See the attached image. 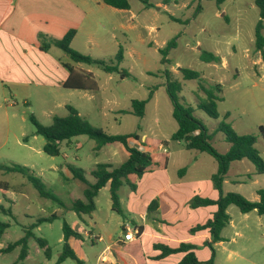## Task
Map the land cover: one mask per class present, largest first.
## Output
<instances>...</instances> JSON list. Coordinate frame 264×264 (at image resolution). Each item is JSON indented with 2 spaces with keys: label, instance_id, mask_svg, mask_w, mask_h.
<instances>
[{
  "label": "rangeland",
  "instance_id": "obj_1",
  "mask_svg": "<svg viewBox=\"0 0 264 264\" xmlns=\"http://www.w3.org/2000/svg\"><path fill=\"white\" fill-rule=\"evenodd\" d=\"M147 1L153 7H145L137 0L133 1L132 7L139 12L142 22L155 26V30L144 41L140 40L135 45L136 57L127 55L121 64L120 68L127 71L129 76L122 79L119 74H113L114 79L109 81L108 75L94 65L92 68L98 75L102 92L106 95L101 92L92 102L70 97V103H67L73 107L78 105L81 116L107 134L150 135L153 130L157 139H168L178 128L172 117V104L162 86V74L168 70L182 83L180 96L187 105L195 109V116L207 127L211 134V143L217 151L224 153L229 147L224 133L217 130L219 124L224 122L230 124L240 135H256V147L264 160V138L259 131L260 126L264 127V57L255 46V30L260 20V11L254 0H225L221 5L216 0H168L166 10L159 8L158 0ZM198 3L201 10L195 13ZM262 33L264 34V29ZM175 37H178L176 46L167 56L169 63L161 64L159 50ZM203 51L219 56L221 62L205 63L200 58ZM103 61L108 64L116 63L114 56H108ZM180 68L200 72L204 83L209 87L217 83L222 85L223 99L218 103L217 120L197 109V105L205 97L198 90L199 81L183 80ZM154 87V99L146 107L145 116L140 118L129 113L132 109L131 101L147 99ZM2 90L0 89L1 92ZM115 91L119 97L117 104L111 96ZM4 92L5 98L0 95V165L30 168L35 176L41 178L47 192L58 197L59 201L40 196L22 174L0 170V181L6 182L9 187L7 191L0 189V204L12 213L6 214L0 207V221L10 224L0 238V243L6 248L23 237L24 231L33 222L46 216L51 219L50 222L41 223L40 228L36 227L33 231L37 237L47 240L49 249L40 248L36 240L31 238L28 242L30 257L42 262L48 260V264H57L63 251L62 227L66 221L75 231L83 233L73 248L79 261L69 258L59 264H97L105 247L123 233L127 225L121 226L122 222L128 220L133 228L132 221L142 224L140 214L127 209L126 195L130 189L129 185L124 184L119 190V196L124 202L122 215L111 211L110 193L105 189L97 198L98 211L93 220L88 217L80 218L71 210V206L73 201L83 198L87 185L75 178L69 167L82 170L89 180H93L91 172L97 164L110 163L115 167L119 166L127 159L126 151L117 148L111 150L114 155L110 156L106 150L112 148L107 146L100 151L94 140L81 135L63 142L60 155L51 157L43 151L46 141L42 136L35 135V127L29 115H34L42 125L49 126L55 115L64 117L68 114L67 109L56 107L54 101L61 103L68 97L57 95L46 103L34 94L28 100V105H25L23 98L17 97L18 105L11 107L9 104L14 97L9 90L4 89ZM14 113L16 116H13ZM132 143L137 145L140 142L131 141ZM174 146L175 150L178 149ZM195 154L198 153L185 149L177 155L174 158L176 164L169 168V175L172 178L177 177L179 167L191 161ZM202 156L211 164H216L210 155L203 153ZM248 168L253 169L255 166L247 160L243 164L235 163L231 167L230 175L240 174L235 172L240 169L249 176ZM243 187L251 188L252 184L248 183ZM9 197L15 202L6 203V198ZM233 208L232 217L238 222L241 212L237 207ZM52 215L55 217L51 218ZM263 229L261 226L255 229L250 234L251 240L234 237V240L228 239L229 243L215 245L214 264H264ZM99 236L103 237V241L94 239ZM196 246V255L201 263L212 258L208 246ZM149 248L152 250V246L149 247L146 243L141 245L140 241H135L123 247V252L124 256L133 259L142 254L146 255ZM110 249L116 257L114 250ZM19 254L20 247L1 254L0 264L19 262ZM106 255L103 256L106 262L113 261L110 253L107 255L108 259ZM177 258L178 256H172L163 264H175Z\"/></svg>",
  "mask_w": 264,
  "mask_h": 264
},
{
  "label": "crops",
  "instance_id": "obj_2",
  "mask_svg": "<svg viewBox=\"0 0 264 264\" xmlns=\"http://www.w3.org/2000/svg\"><path fill=\"white\" fill-rule=\"evenodd\" d=\"M133 1L130 0L131 8L129 10H121L107 5L104 0H0V89H3L2 92L0 91V95L5 98L4 89L10 91V95L15 100L10 102L11 107L18 105L17 97L23 98L25 105H28V100L33 98L34 94L46 103H49L57 95L66 96L68 98L61 103L54 101L56 107L65 109L70 103V97L88 102L96 100V97L102 92V85L92 68L94 65L72 61L52 42L62 40L68 32L75 30L71 47L81 54L104 60L108 56L116 58L119 49L123 48L124 61L127 55L136 57L135 45L140 40L144 41L145 37L155 30V26L142 22L139 12L133 10ZM140 3L143 4L141 1ZM157 4H159V8L166 10L169 1L158 0ZM42 42L50 44L48 51L41 49ZM65 65L73 68L74 72L71 74ZM105 73L108 75L109 81L114 79L113 74H117ZM68 81L71 84L84 82L88 89L66 88L65 83ZM111 96L114 99L113 102L117 104L119 97L116 91ZM153 99L154 97L151 101ZM77 106L74 107L79 111ZM13 116H16V113ZM139 135L141 136L140 143L134 145L129 140V146H137L140 150L150 153L154 165L151 171L145 173L141 178L134 175L129 176V181L136 188L133 190L129 186L130 192L126 195V207L130 211H137L142 221V224L139 225L132 221L133 228L142 230L135 241H140L141 245L146 243L149 247L152 246V250L149 248L146 255L142 254L133 257V259L127 258L124 256L123 247L133 242H124L121 233L113 243L105 247L97 264H129L130 262L132 264H163L166 263V259H170L172 256H178L175 261V264H178L184 254L171 255L156 260L155 258L160 252L154 250V244L176 246L180 242H190L195 245H203L204 242L210 241L208 231L192 234L190 229L198 224L206 223L217 210L216 206L192 209L189 207V201L194 196L212 200L218 198L219 193L211 179L218 170L217 162L211 164L203 158V153L195 154L191 161L179 167L177 177L172 178L169 175V168L172 164H176L174 158L186 149L183 143L171 141V136L168 139H157L153 130L150 131V135L146 133ZM174 145L178 149L175 150ZM107 146L112 148L106 150L110 156L114 155L111 150L117 148H123L126 151L120 143L107 144L100 151H103ZM229 148L230 146L224 153ZM235 163L243 164L245 160L230 165L228 175L223 183L224 192L240 193L249 201L258 202V191L264 189V174H257L256 168H248L249 176L240 169L235 171L240 174L230 175L231 167ZM209 165L212 166L209 167ZM183 168L185 172L180 175L179 171ZM248 183L252 184V187L244 188L243 186ZM105 189L109 191L108 186L101 191ZM100 192L95 198V211L91 216L83 215L82 219L88 217L93 220L98 211L97 198ZM6 200V203L15 202L11 197ZM153 200H157L158 207L155 211L148 213V206ZM123 204V199L120 198L121 209ZM0 205L5 207L2 203ZM233 207L228 208L230 222L222 231L223 241L216 245L229 243L228 239L234 240V237L251 240L250 234L255 229L259 226L264 228L263 215H259L257 211L241 213V218L237 222L231 214ZM110 209L112 211V202ZM53 216L55 215H52L51 218ZM124 225L130 227V222L124 220L121 226ZM79 233L81 234L82 231ZM262 237L264 238V229ZM68 242L73 249L78 239L70 237ZM3 248H5L4 245L0 243V250ZM47 248L48 242L44 249ZM110 248L114 250L116 257L113 256ZM108 253L111 254L110 258L113 261H105L103 256ZM1 254L3 252L0 251ZM48 262V260L42 262L39 259H33L28 254L23 261H16L15 264H48Z\"/></svg>",
  "mask_w": 264,
  "mask_h": 264
},
{
  "label": "trees",
  "instance_id": "obj_3",
  "mask_svg": "<svg viewBox=\"0 0 264 264\" xmlns=\"http://www.w3.org/2000/svg\"><path fill=\"white\" fill-rule=\"evenodd\" d=\"M146 7H153L147 0H139ZM200 1V0H194ZM225 0H216L218 5H221ZM104 2L116 9L129 10L131 8L130 0H104ZM255 5L260 11V20L255 30V46L264 57V0H254ZM201 10L200 3H198L195 13ZM174 21H179L173 19ZM188 21H185L187 23ZM76 31L71 30L62 40H56L52 43L61 49L67 56L76 63H83L87 65H96L100 67L104 72L117 73L121 78L129 76V73L122 68L121 64L124 61V50L120 48L115 61L116 63L108 64L103 60L93 58L88 55H84L74 50L71 47V42L75 36ZM177 38L168 41L164 48L159 50L161 55V64L169 63L167 56L171 49L175 48ZM50 44L46 42L41 43V49L48 51ZM200 58L205 63L218 64L221 62V58L214 53L203 51L200 54ZM68 71L72 74L73 68L69 65H65ZM182 74L183 80H198V90L204 94V99L197 105V109L205 112L210 118L218 119L219 114L217 111L218 103L223 99L221 96L222 85L215 84L214 86H207L204 83L202 74L198 71L188 68L179 69ZM164 78L163 87L168 95V98L172 104V117L176 121L178 128L171 135V141L182 142L186 150L195 151L196 153H205L215 159L218 164L217 172L212 176V182L215 189L218 191L219 196L216 200L209 198H202L200 196H194L189 201V207L196 209L199 207L216 206L217 210L212 214V217L204 224H198L190 229L192 234L208 231L210 235V241L204 242L205 246H208L212 253V258L207 262L201 263L195 253L197 246L190 242H180L176 246H170L165 244H154V250L159 251V255L156 256V260L167 258L171 255L184 254L183 258L178 264H214L213 257L215 255L214 246L223 241L221 236L223 229L230 222V215L228 214V208L230 206L237 207L241 213L246 214L251 211H257L259 215L264 216V189L258 191L259 201L252 202L246 199L243 195L236 192L225 193L223 189V183L228 175L230 165L234 162L247 160L251 162L255 168L257 174H264V160L260 155L256 145L258 137L253 134L240 135L234 131L230 124L221 122L217 128L219 132L224 133L227 143L230 148L226 153H220L215 149L211 143V134L207 127L195 116V109L187 105L183 98L180 96L182 92V83L175 79L173 74L165 70L162 74ZM70 80V79H69ZM66 88L72 89H88L86 83H65ZM95 87V86H94ZM155 87L150 90L149 96L145 100L133 99L131 101L132 109L129 113L137 116L144 117L146 114V107L153 98ZM68 114L64 117L55 115L53 117L52 124L49 126L42 125L34 115H29V119L35 127V135L42 136L46 143L43 147V151L51 156L56 157L61 153V144L65 141H70L72 138L86 135L90 139L96 142V148L101 149L107 144L120 143L122 144L127 153V159L119 166H113L108 163H99L96 168L91 172L93 181L90 182L85 176L82 170H76L71 167L70 171L73 176L79 179L81 182L87 185L83 191V198L73 201L72 209L77 216L82 218L83 215L91 216L95 211V198L98 193L105 187H109L110 199L112 202V211L119 215H122V209L120 205L119 190L127 184L131 189L135 190L136 186L129 181V176L134 175L141 178L145 173L151 171L154 165L153 157L150 153L140 150L137 146H129V140L139 143L141 136L138 133L110 135L103 129L93 126L86 118L82 117L79 111L71 106H66ZM228 114L226 115V117ZM259 131L264 138V127L260 126ZM0 170L5 173H20L25 176L33 187L37 190L40 196L43 198L51 199L52 201H59L58 197L47 192L45 185L41 178L35 176L30 168L21 165L5 166L0 165ZM185 169H181L179 174L182 175ZM0 189L8 190V184L0 181ZM3 212L8 215H12L9 209H5L0 206ZM158 207L157 200H153L148 206V213L155 211ZM55 216H53L54 218ZM50 218H39L32 225L24 231L23 237L9 244L6 248L0 250L3 253H7L16 247H20V254L18 261H23L29 254L28 242L31 238L35 239L39 247L44 249L47 241L43 238L37 237L34 233V229L41 223L50 221ZM10 227V224L0 221V237ZM141 234L142 230L138 229ZM63 251L58 257L57 264L64 262L67 259L78 260L73 249L69 245V238L75 237L80 239L81 234L75 231L69 224L64 221L63 227ZM47 248L46 250H48Z\"/></svg>",
  "mask_w": 264,
  "mask_h": 264
},
{
  "label": "built area",
  "instance_id": "obj_4",
  "mask_svg": "<svg viewBox=\"0 0 264 264\" xmlns=\"http://www.w3.org/2000/svg\"><path fill=\"white\" fill-rule=\"evenodd\" d=\"M139 233L138 228H131L129 226H125L123 229V241L124 242H134L137 239V234ZM95 240L103 241L101 236L95 237Z\"/></svg>",
  "mask_w": 264,
  "mask_h": 264
}]
</instances>
